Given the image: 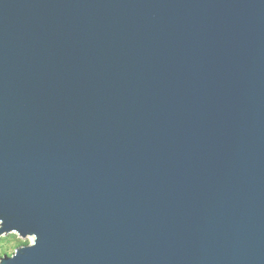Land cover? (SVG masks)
<instances>
[{
	"label": "water",
	"instance_id": "obj_1",
	"mask_svg": "<svg viewBox=\"0 0 264 264\" xmlns=\"http://www.w3.org/2000/svg\"><path fill=\"white\" fill-rule=\"evenodd\" d=\"M4 264H264V0H0Z\"/></svg>",
	"mask_w": 264,
	"mask_h": 264
},
{
	"label": "trees",
	"instance_id": "obj_2",
	"mask_svg": "<svg viewBox=\"0 0 264 264\" xmlns=\"http://www.w3.org/2000/svg\"><path fill=\"white\" fill-rule=\"evenodd\" d=\"M1 240L3 241L5 247V253H10L11 249L16 248L18 244L24 243L26 241L18 240V237L14 233L4 235ZM4 253V254H5Z\"/></svg>",
	"mask_w": 264,
	"mask_h": 264
},
{
	"label": "clouds",
	"instance_id": "obj_3",
	"mask_svg": "<svg viewBox=\"0 0 264 264\" xmlns=\"http://www.w3.org/2000/svg\"><path fill=\"white\" fill-rule=\"evenodd\" d=\"M4 234L6 235V233H4ZM14 235L19 236V233L14 232ZM26 243H28L30 245L29 247L35 246L37 243L36 237L35 236H29ZM4 253H5V247H4L3 241L0 240V264H4V259H3ZM9 254L15 255V249H12Z\"/></svg>",
	"mask_w": 264,
	"mask_h": 264
},
{
	"label": "rangeland",
	"instance_id": "obj_4",
	"mask_svg": "<svg viewBox=\"0 0 264 264\" xmlns=\"http://www.w3.org/2000/svg\"><path fill=\"white\" fill-rule=\"evenodd\" d=\"M18 237V240H21V241H27L28 237L27 238H23L22 236H17ZM15 249V248H13ZM12 250V249H11Z\"/></svg>",
	"mask_w": 264,
	"mask_h": 264
}]
</instances>
